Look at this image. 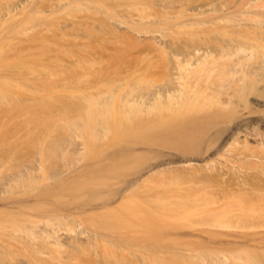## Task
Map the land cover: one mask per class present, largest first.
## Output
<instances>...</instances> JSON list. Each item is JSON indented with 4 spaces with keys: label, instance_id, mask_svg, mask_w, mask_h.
I'll list each match as a JSON object with an SVG mask.
<instances>
[{
    "label": "rangeland",
    "instance_id": "374dc122",
    "mask_svg": "<svg viewBox=\"0 0 264 264\" xmlns=\"http://www.w3.org/2000/svg\"><path fill=\"white\" fill-rule=\"evenodd\" d=\"M241 1L0 0V264H219L216 209L264 202L208 20Z\"/></svg>",
    "mask_w": 264,
    "mask_h": 264
},
{
    "label": "bare ground",
    "instance_id": "6f19581e",
    "mask_svg": "<svg viewBox=\"0 0 264 264\" xmlns=\"http://www.w3.org/2000/svg\"><path fill=\"white\" fill-rule=\"evenodd\" d=\"M232 3L233 4L228 6L223 16L221 14L208 15L209 22L215 21L214 23L217 25L215 26V24H213L211 32L218 34L222 41L221 44L217 45L215 50L217 49L220 56L226 59L223 61L226 65L221 62L226 68L229 67L228 62H225L227 59H229V62L230 60H235V67L231 65L232 67L228 68V70L231 69V73L235 75L232 79L234 82L237 80L245 84L250 83L255 85L257 90L259 89V93H254L249 97L248 105L254 110L264 109V0H242L238 5L237 2ZM197 18L195 20L198 22L200 17L199 20ZM203 19L206 18L204 17ZM217 20H219V22H216ZM203 21L204 20H200L198 22L201 23V26L197 23L201 28L197 29L198 26H195L197 32L195 29L193 34L197 37H200L204 30L202 29ZM220 21L224 22L222 23ZM215 50L213 51L215 52ZM209 54L207 58L210 59L211 56H209ZM212 56L215 61L221 58L219 56L220 58L218 57V59L213 54ZM202 58L205 60L206 56ZM209 59H207L208 61L206 62H209ZM211 61L214 62L212 57ZM206 62H204L203 65H206ZM231 84V81L228 82V85ZM226 93H230V91ZM226 103L228 102H222V104ZM244 124V126H239L235 133V136L243 139L246 145L243 154L249 156V158L255 157L263 160L264 135L260 136L249 122ZM260 128L264 131V116L260 121ZM251 140L254 141V144H252L253 142H251ZM258 170L264 172V166H261ZM216 210L218 214H213L215 217L213 218L214 225L217 228L215 230L221 231L224 235L215 237L211 231H209V235L211 234L210 236L217 239V241L222 239L225 240V245L223 244L221 248L210 251L209 256L212 261L218 262L219 264H264V222L254 221L247 224L231 225L226 228L227 231L222 229L228 225L227 220H229V217L232 218L231 215L250 216V213L264 215V202L258 200L245 207H220ZM244 221L247 220H240L239 222ZM243 251L247 254L246 256H244ZM246 251L250 252L247 253ZM195 254L196 251L191 252V256L195 258L204 256L203 253H200L198 257H196Z\"/></svg>",
    "mask_w": 264,
    "mask_h": 264
}]
</instances>
